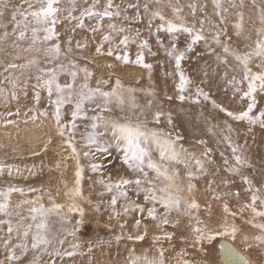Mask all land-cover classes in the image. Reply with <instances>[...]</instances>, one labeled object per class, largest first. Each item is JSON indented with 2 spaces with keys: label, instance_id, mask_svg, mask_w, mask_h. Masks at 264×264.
Returning <instances> with one entry per match:
<instances>
[{
  "label": "rangeland",
  "instance_id": "374dc122",
  "mask_svg": "<svg viewBox=\"0 0 264 264\" xmlns=\"http://www.w3.org/2000/svg\"><path fill=\"white\" fill-rule=\"evenodd\" d=\"M3 2L7 7L5 8L3 5H0V11H3V15L0 16V99L2 100L0 105L6 110L8 115L9 113H17V110L13 109L14 105H19L22 109L26 107V103H19V95L21 93L31 92L33 90L32 96L35 98L37 89L33 88V85H36L33 83L35 80L34 75H45L47 70L54 69L57 64H63L67 68H70V59L72 62L75 59H85L84 56L88 55V49H90L88 46L90 45L91 48L95 49L100 44L102 36L109 34V23H114L117 27L123 26L131 30L130 33L113 34V48H116L121 36L125 34L135 36L136 32L139 31L136 42H130L127 49L120 46L116 50L121 54L127 51L129 53V59L135 60L137 52L141 51L139 42L146 40L148 42V48L143 49V52L145 63L152 65L151 70L131 63L124 64L122 61H117L114 56L108 57L107 55L94 56L95 58L92 57L93 60L85 61V65H91L95 61L96 64H99L101 68L105 69V78H109L110 76L119 78V75L116 73L117 68L119 69L118 71L125 73L128 79L127 82L134 85L145 84V82L151 81L152 78H156L157 76H163L165 78L171 77L174 79V87L177 91L179 77L176 75L175 61L167 54L171 50V44L175 42L177 52L183 51L185 53V58L181 61V70L191 81V84L188 86V91L184 95L188 94L191 97H195V89L199 87L204 92H207L210 97L209 101H205L200 97L199 103H193L191 100L188 102L189 106L194 108L196 112V115H193L194 122L200 125L203 124L199 128L205 129L202 131L201 138L192 140L190 143L183 137L177 141L178 148L182 147L188 153L195 154L202 160H204L202 153L205 149L211 150L207 158L211 163L204 162L206 174L200 175L199 179L194 181V198L201 205L199 212L195 214L202 221L210 224V227L214 229L219 228L224 221L222 206L226 201L230 209L238 213L235 218L227 217L229 225L234 223L238 232L241 230L239 229L240 222H243L242 219L244 216L249 217L251 213L249 210L240 213L239 209L243 203L250 202V194L245 191V188L248 186L243 184L240 174L234 175L225 171L228 165L224 164V154L228 155L227 160L229 161V165H233L235 161L233 160V153L229 147V140L233 146H240V151L246 158L248 165L242 167L241 170L244 169L249 172V176H246L252 181L253 187L260 188L261 194H264V128L260 127L259 124L252 126L245 121H234L226 116L225 113L220 112L218 108L213 107L212 101H215L227 110L239 113L242 110H246L247 100H240V94L236 93L232 85L229 84L232 76L235 75L238 79L241 78L242 72L237 67V62L232 57H227V63L221 62L224 59L222 47L213 41L212 36L216 31L225 28L227 29V36H221V40H228V43L234 49L246 51L245 46L249 42L244 39L243 35L239 37L235 35L233 24L239 19L237 13H242L244 34H250L255 39V30L261 27L259 18L261 13L264 12V0H219V9L216 8L213 0H179V5L183 9L180 13L182 20H176L171 9L163 6V4L160 6L150 4V8L153 10L157 7H162L163 14L166 18L173 20L174 23H184L188 27H193L194 32L198 31L201 27L199 21L201 19L205 20L204 31L201 33L205 39L192 45L191 51H187L188 44L191 43V37L188 34L176 33L173 38L166 32H157L156 25L159 23L158 20H153V27L149 29L150 17L143 10L145 0H114V4H119L122 9L127 8L126 14L130 18L134 17L138 11L141 14V20L137 23L132 19L125 21L122 16L120 18H113L111 21L106 18L101 22V32L91 31V28L96 25L95 18L85 17L84 28H76V21L69 23L68 20L64 19L68 11L73 10V8L75 9L73 15L79 16L84 8L91 5V0H88L87 4H85L84 0H75V4H73L72 0H61L60 7L64 11L58 14L62 21L56 25L58 39L45 43L42 40L45 33L38 32L37 36L41 39L36 44H32L31 28L37 26L32 22L30 16L28 17L25 38H18L19 31L22 29L17 28L16 24L23 17L16 12V9L29 11L24 0H3ZM172 2L175 3V0H172ZM129 3L138 4L139 8H128ZM189 4L196 5L195 16L192 15V10L188 7ZM201 6H203V11H201ZM97 8L98 10H102V7L99 5ZM217 11L220 12V16L216 15ZM14 14L16 15L15 21L12 19ZM221 18H224V24L219 23ZM212 25H216V27L213 28ZM57 42L60 44L61 55L58 60H50L45 55L44 50ZM77 44L83 47L78 48ZM108 47V44L104 45L105 52ZM33 60L37 61V63L32 64L31 61ZM9 64H16L18 67L14 69L9 68L8 71H5V68H8ZM109 65L111 66L109 67ZM251 66L253 67V71H259V69L255 68L254 63ZM104 76H102V81L105 79L103 78ZM101 85L103 86L104 82L98 83L99 87H102ZM241 88L246 90V84L241 85ZM13 93H15V99H13ZM255 99L256 107L250 115L258 114L260 110L264 109V93L257 92ZM27 114L30 115V111H27ZM46 119L51 129H56L54 121H50L45 117ZM166 128H170V126L166 125ZM169 132L168 130H164L166 135ZM198 141H204V143L201 144ZM207 143H209L210 147L205 148L203 145ZM122 156L123 153L117 146H110L108 148V151L102 157L103 167L100 170L101 179L104 180L112 176L113 172L121 165ZM1 161L2 159H0V163ZM209 181H212L211 191L209 190ZM223 181L228 182L227 186H225ZM213 191L221 194V200L216 201L212 199ZM222 192H239L240 196L239 198L235 195L226 196L224 199ZM91 199V197H84V199L75 198L76 204L84 209V216L81 218L76 212L70 213L71 216L68 222L63 221L62 225L59 224L54 227L55 231H58L63 225L67 228V238L70 240L68 250L74 253L71 256L67 254L68 264H115L116 257H120L124 264H129V261L135 257L133 256L134 253L140 257L147 255L149 258H152L158 256L157 249L160 248L164 249L166 264H174V260L179 264L182 261H187V264H211V260L215 258L212 251L215 249L214 244L216 241H213L211 244L204 243L193 246V234L188 227L189 224H178L176 228L171 226L165 227L164 231L174 233L171 241L162 239L157 243H153L154 236L158 235V233L161 234L160 229H158L156 234L152 232L147 233L148 238L144 242L133 241L123 237L117 241L115 239L117 235L113 234L110 228L104 225H96L91 221L100 213L96 207L94 208L92 206ZM17 200L23 202L28 199L18 197ZM209 203L211 204L210 211L207 209ZM80 219L83 222L78 226L79 231H75V235H68L69 232L75 230L77 227L76 221ZM188 222L195 223V221L189 220ZM130 226L135 230V224H131ZM75 236H78V241L75 240ZM226 239L230 240L227 237ZM244 240L247 243H243L242 241ZM250 241L251 238L249 237L243 239L237 235V240L233 246L240 254L242 252L248 258L249 256L254 258L253 255H258L256 256L258 262L255 263L264 264L263 252H253L254 244H248ZM231 243L233 242L231 241ZM76 244L79 247H73ZM201 247V255L194 252V250H200ZM246 252L249 256H247ZM39 264L46 263L41 262Z\"/></svg>",
  "mask_w": 264,
  "mask_h": 264
},
{
  "label": "snow or ice",
  "instance_id": "6c2138e0",
  "mask_svg": "<svg viewBox=\"0 0 264 264\" xmlns=\"http://www.w3.org/2000/svg\"><path fill=\"white\" fill-rule=\"evenodd\" d=\"M75 4V0H72ZM85 4L88 0H84ZM27 4L29 11H24L21 9H16V12L23 17V19L17 22L16 27L21 28L19 31L18 38L24 39L26 36V30L28 26V17L32 18V22L37 27H32V44H36L40 41V37L37 36L38 32H43L42 40L47 43L49 41L57 40L58 34L56 33V25L61 23L59 13H62L64 9L60 7L61 0H24ZM216 8H220L219 0H213ZM150 4H156L158 6L162 5L171 9V12L176 20H182L180 13L182 12V7L179 5V0H145L143 4V10L145 14H148L149 24L148 27L151 29L153 27L152 21L158 20L159 23L156 25L157 32H166L170 37L174 38L176 33H186L191 37V43L188 44L187 51L192 50V45L197 42L204 40L205 37L201 34L204 31L205 20L201 19L200 29L198 31L193 30V27H188L184 23H174L173 20L166 18L163 14L162 7H157L155 10L150 8ZM0 5L7 7L3 0H0ZM101 6L102 10H98L97 6ZM188 7L192 10V15L195 16L196 5L189 4ZM128 8H139L138 4H128ZM73 10L68 11L67 16L64 19L68 20L69 23L76 21V28H84V18H95L96 25L91 28L92 32H101L102 24L106 18L111 21L113 18H120L122 16L123 20L128 21L130 19L135 20V22H140L141 14L137 11L134 17H129L127 13V8L122 9L119 4H114V0H91V5L84 8L79 16L73 15ZM201 11H203V6H201ZM226 11V10H225ZM3 15V11H0V16ZM217 16H220V12L217 11ZM239 19H237L233 28L235 29L236 36H244V39L249 43L246 44V51H239L234 49L228 43V40H221V36H227V29L222 28L216 31L212 36L213 41L222 47L224 53V59L221 60L222 63H227V57H232L237 62V67L240 68L242 75L241 78H237L235 75L229 80V84L232 85L234 91L239 95L240 100H247L246 110H242L239 113H234L227 110L221 105H218L215 101H212L213 107L218 108L220 112L225 113L226 116L230 117L234 121H245L249 125L259 124L260 127L264 128V109L260 110L258 114L250 115L253 113V109L256 107L255 94L257 92L264 93V12L261 13L259 22L261 27L255 30V39L252 38L250 34H244L243 31V14L237 13ZM12 19L16 20V15L12 16ZM211 23V21H209ZM220 24H224V18L219 21ZM213 28L216 25H212ZM109 34L102 36L100 44L95 48V52L98 55H107L108 57H115L117 61H122L124 64H135L141 68L151 70L152 65L145 63V57L143 49L148 48V42L146 40L139 42V48L141 51L137 52L135 60L129 59V53L124 51L122 54L116 49L123 46L127 49L130 42H136V37L139 36V31L136 32L135 36L130 34H125L119 39L116 48L112 47L113 34L119 33H130V29H126L123 26L117 27L114 23L108 24ZM230 39V38H229ZM70 43V41H69ZM108 44L109 47L107 51H104V45ZM77 47H83L77 44ZM45 55L49 59L58 60L61 55L60 44L54 43L50 47L45 48ZM70 51V49H69ZM150 51V49H149ZM168 56L174 59L176 75L179 77V83L177 85L176 97L181 103L186 99L191 100L193 103H199V98L202 97L205 101H209L210 97L207 92H204L201 88L197 87L195 89V97L185 96L184 93L188 91V86L191 84L190 79L181 70V61L185 58V53L183 51L177 52V45L175 42L171 44V50L167 52ZM220 59V57H218ZM32 64H36L37 61H31ZM255 64V68L259 71H253L251 65ZM70 68H67L63 64H57V66L52 70H47L45 75H38L36 80L38 83L33 85V88L43 87L47 91V96L49 98V103L54 106V112L52 113V119L55 123L56 132L59 136L65 137V133L69 134L68 138L64 140V144L67 149L71 150V156L76 160V171H75V187L69 189L65 192V196H69L73 203L68 205V213L76 212L82 218L84 216V209L75 203V198L79 197L84 199L80 190V182L82 177L83 169L79 164V153L75 147L71 134L73 129L76 127L75 121L77 119H87L85 115V110L87 105L94 104L95 107L92 109L94 115L91 117L92 131L87 135L84 147L88 151H84L83 155L89 157L90 155L95 156L96 153L103 155L108 151L104 138L110 133V140L115 141L118 147H122L123 156L122 163L127 166V168L133 173L137 174L135 179L120 178L116 181H112L110 178L106 182L101 179L98 181L104 186L107 192L113 193L110 199V208L112 212L111 218H117L121 215H127L129 212H139L143 214L145 211L146 216L143 219L151 220L155 222V227L161 230V234L155 235L153 238V243H157L162 239L171 241L174 233L164 231L165 227L171 226L173 228L177 227L180 223L178 219L170 220L169 216L172 212H176L183 216L189 218V221H195L194 224L190 223L188 227L193 234V246L202 245L204 243L211 244L213 241H217V238H221L219 242V261L216 264H252L245 256L241 255L236 248L233 246L234 242L237 240L238 229L235 224L229 225L227 217L235 218L238 213L232 211L225 201L222 206V211L224 213V221L221 227L212 228L210 224L205 223L200 219L198 213L201 205L196 201L195 198L189 199L188 197L182 196L181 193L185 191V187L178 183L180 181V176L175 168V165L183 164L186 170V191L189 196L192 195L195 188L194 180L199 179L200 175L206 174V169L204 167V162L208 160L210 149H205L202 153L204 160L198 158L195 154H190L186 149L182 147H177V141L182 139L181 136L176 135L173 137L172 133L169 132L167 135L160 130H152L147 127V114L141 111L140 115L145 116V120L141 121L139 116L135 123L132 121H121L114 119H107L103 113L111 111L109 107L110 104L116 103L123 105L124 100L119 89H121L120 81L117 80L115 87L110 91L101 90L99 87L91 88L88 84V80L92 77V73L87 69H82L84 72L83 82L77 84L78 72L76 69V64L69 61ZM111 65H109L110 67ZM18 67L16 64H9L5 71L9 68ZM61 75H67L71 78L70 82H65L64 84L59 83V77ZM42 82V83H41ZM105 83H107L105 81ZM246 84V90L241 88V85ZM15 86V85H13ZM128 91H132L129 89ZM15 93H13V99H15ZM35 99L39 102L40 94L36 93ZM168 100L173 99V97L168 96ZM66 105H72V111L70 113L71 119L67 123L62 122V109ZM148 107L151 108L152 104L149 102ZM19 113L17 112L16 115ZM12 115V113H9ZM40 116L47 117V112H40ZM166 114L162 109L157 108L153 113H151V122L159 124L161 118ZM33 121L37 119L35 115L30 117ZM7 123L11 124L14 121L9 120ZM27 123V121H25ZM167 123L172 125L173 120L171 113L167 114ZM231 131V129H229ZM227 139V138H226ZM51 141H49L50 143ZM198 143H204V141H198ZM229 147L233 153V160L235 163L229 165L227 159L224 160V164L228 165L225 171L231 174H240L244 185L248 187L245 191L250 194V202L243 203L240 207L239 212L243 213L245 210H249L252 219L247 222L253 224L254 227H258L261 231H264V223H253L256 218H264V194H261V189L258 187H253L252 181L246 175L241 174V168L248 166L247 160L240 151V146H233L229 140ZM158 154V159H153V152ZM193 166L195 171H193ZM91 170L93 172L98 171L103 167V164L91 163ZM2 170V166H0ZM19 171V169H17ZM154 173V176L150 178L149 173ZM9 175H11V169H9ZM159 181V184L157 183ZM225 186H227V181H223ZM129 184H135L137 188V195H140L141 190L143 191V201L144 204H137L135 201H130L128 199V193L125 190L126 186ZM147 185V187H145ZM212 181H209V190L211 191ZM13 193H20L24 195V190L18 187L9 186L4 190H0V215L9 216L11 213L8 211L10 207V197ZM225 196L235 195L239 198L240 193L226 192L223 193ZM39 199V198H37ZM125 200L127 203L121 206V210H117V204L119 200ZM212 199L219 201L221 200V194L212 192ZM90 202V201H89ZM25 204L33 205L30 208L31 216L29 223L26 227L23 224H19L15 229L20 231L22 229L23 237L27 238L33 228L35 232L31 234V247L32 249H37L40 245L49 244V240L45 235L47 230V217L50 213L59 212L64 206L60 204H53L50 208H45L43 204L37 206L36 200H25ZM159 206V208H158ZM19 207V205H17ZM163 209V211H159ZM207 209L210 211L211 204L207 205ZM97 210H99L97 208ZM19 215V213H17ZM65 222H68L65 218ZM83 222L82 219L76 221L77 227L74 231L68 233V235H75V231H79V225ZM0 224H7V232L9 236L14 231L12 222L10 220H0ZM125 224L121 223L120 228L124 229ZM135 227H141V219L135 220ZM147 225H144V232L137 233L135 236L128 235L129 240L142 241L147 235ZM230 238L233 243L224 241L223 238ZM115 239L119 241L121 236H116ZM186 239V238H185ZM262 243H264V238L257 237ZM247 243L246 240L242 241ZM11 241L10 239L4 240V245L8 248V254L6 260L11 262L13 260H19L20 257L15 254L12 247H9ZM59 243L63 244L64 240L61 239ZM15 248H20L26 250V245L23 243L16 244ZM73 247H79L78 244L73 245ZM250 247V245H249ZM91 250V249H89ZM158 256L149 258L147 255L140 257H134L129 261V264H166L164 259V249H157ZM74 253L69 252L68 255H73ZM3 264V262H0ZM181 264H187V261H182Z\"/></svg>",
  "mask_w": 264,
  "mask_h": 264
},
{
  "label": "bare ground",
  "instance_id": "6f19581e",
  "mask_svg": "<svg viewBox=\"0 0 264 264\" xmlns=\"http://www.w3.org/2000/svg\"><path fill=\"white\" fill-rule=\"evenodd\" d=\"M88 47H90V49H88V55L84 56L85 59L80 58L73 61L76 64V69L74 70L78 72L76 83L79 84L83 82L84 72L81 70L87 69L93 74L88 80V84L91 88H97L99 87L98 83L104 82V85H101L102 87L99 88L104 91H110L115 87L117 80H119L121 84V89L118 91L121 92L124 103L123 105L116 104L115 102L110 104L109 107L111 108V111L103 113L105 118L132 121L135 123L138 116L141 121L145 120V116L140 115L141 111H143L147 114V127L149 129L160 130L163 132L164 130H168L172 133L173 137L179 135L185 140L187 139L189 143L192 140L201 138L202 131L205 129H200L199 127H202L203 124L200 125L194 122L193 115H196V112L194 108L189 106L188 102L190 100L186 99L181 103L176 98L178 93L175 90L176 88L174 87L173 78L157 76L156 78H152L151 81L145 82V84L134 85L127 82L128 79L127 76H125V73L118 71L119 69L117 68L116 73L119 75V78L115 76L105 78V69L101 68L95 61L91 65H85V61L93 60V58L98 56L94 48H91L90 45ZM38 75L40 74L34 75L35 80H32L35 84L38 83L36 80ZM102 76L105 78L103 81ZM70 80L71 78L67 75H61L59 77V83L61 84L70 82ZM105 81L107 83H105ZM36 89L40 94L39 102L33 98V90H31V92H23L19 95V103H26V107L22 109L19 105H14L13 109L17 110L16 112L19 113L18 115L15 113L8 115L6 110L0 105V159H2L0 163V166H2V170H0V190H4L9 186L18 187L24 190V195L13 193L10 197V207L8 211L11 215H0V220H10L14 228L13 233L9 236V233L7 232V224H0V262H3V264H39L41 262L46 264H68L69 262L67 261V254L70 251L68 250L70 240L67 238V228L63 225L58 231H55L54 227L59 224L62 225L65 218L69 221L71 216L67 209L68 205L73 203V200L69 196H65V192L75 187L76 160L71 156V150L67 149L64 144V140L68 138L69 134L66 132L65 137L59 136L56 129H51L48 120H45L44 116L39 115L40 112H47V118L50 121H53L52 113L54 112V106L49 103L47 91L43 87H37ZM129 89L132 91H128ZM168 96L173 97V99H171L172 101L166 100ZM185 96L189 95L185 94ZM1 102L2 100L0 99V103ZM149 102L152 104L151 108L148 107ZM94 107V104L87 105L85 115L88 118L77 119L75 121L76 127L71 134V139L80 154V167L83 169L80 182L81 194L85 198L91 197L92 206L98 208V211L100 212L91 221L96 225H104L107 228H110L113 234L126 239L128 235L135 236L137 233L142 234L144 232V225L148 226L147 233L152 232L153 234H156L158 228L155 227V222L142 218L147 215L146 211L143 214L139 212H129L127 215L111 218L112 212L109 202L113 193L107 192L104 186L98 183V181L101 180V168L98 171L93 172L90 167L91 163L103 164L102 157L106 152L103 155L96 153L95 156L90 155L89 157L83 155L84 151H88V149L84 147V144L87 135L92 131L91 117L95 114L92 110ZM157 108L162 109L166 114L161 118L159 124L151 122V113L157 110ZM27 111H30V115L27 114ZM71 111L72 105H66L62 109V122L67 123L70 121ZM168 113H171L173 120L172 125L167 123ZM33 115L37 117L34 121L30 118ZM9 120L14 121V123H7ZM25 121H27V123H25ZM166 125H169L170 128H166ZM110 136L111 134L109 133L108 136L104 138L107 148L110 146H117L115 141L110 140ZM49 141L51 142L49 143ZM203 146L205 148L210 147L209 143ZM118 148L123 153L122 147ZM224 158L228 159V155L224 154ZM153 159H158V154L155 153V151L153 152ZM175 168L180 176V181H178V183H181V185L185 187V191L181 193V195L188 197L189 199L194 198L195 188L191 196H189L186 191L187 179L184 165H175ZM9 169H11V175H9ZM17 169H19V171H17ZM193 171H195L194 167ZM241 173L249 176V172L244 169L241 170ZM136 175L137 174L130 171L127 166L121 162L119 168L113 172L112 176L109 178L112 181H116L120 178L135 179ZM149 175L151 178L154 176V173L150 172ZM109 178L104 180L107 182ZM194 181L193 183L195 184ZM157 183L159 184V181H157ZM145 187H147V185H145ZM125 190L128 193V199L130 201H135L137 204H144L143 191L141 190L140 195L138 196L135 184L127 185ZM223 193L224 192H222V195ZM223 196L225 199L226 196ZM18 197H23L28 200H36L37 206L43 204L45 208L52 207L54 203L64 206L59 212L50 213L47 217V230L45 235L50 241L49 244L40 245L37 249H32L31 234L35 232V228L31 230L27 238L23 237L22 229L19 232L15 230L19 224H23L26 227L29 223H32L30 220V208L33 205L25 204L22 201L17 200ZM125 203H127V201L123 199L119 200L117 210H121V206ZM17 205H19V207H17ZM159 211L162 212L163 209H159ZM17 213H19V215H17ZM136 219H141V227L136 228L134 226V230L130 225L135 224ZM169 219H178L180 221L179 225L190 224L188 222V217L176 212H172ZM249 219H252L251 215L249 217L244 216L242 219L243 222H240L239 226V229L241 230L237 232V235L243 239L246 237L251 238V241L248 244H254L253 252H263L264 255V243L257 239V237L264 238V231H261L258 227H254L253 224L248 223L247 221ZM121 223L125 224L124 229L120 228ZM253 223H264V218H256ZM159 234L160 233H158V235ZM75 238V240L78 241V236H75ZM146 238H148L147 235L142 242H144ZM5 239H10L11 243L9 247H12L15 254L20 257L19 260H13L11 262L6 260L8 248L4 245ZM61 239L64 240L63 244L59 243ZM223 239L224 241L231 243L230 240L226 238ZM218 241H220V239L216 242L214 241L215 249L212 252L215 258L211 260V264H216L220 259ZM19 243L25 244L26 250L14 247ZM201 251L202 247L200 250H194L195 253L200 255L202 254ZM241 254L243 253L241 252ZM246 254L249 256L247 252ZM137 255L138 254L134 253L133 256L137 257ZM244 256L246 257V255ZM253 256L254 258L249 256L250 261L252 264H256L255 262H258L256 256L258 255ZM246 258L249 260L248 257ZM115 264L124 263L120 257H116ZM174 264L179 263L174 260Z\"/></svg>",
  "mask_w": 264,
  "mask_h": 264
}]
</instances>
